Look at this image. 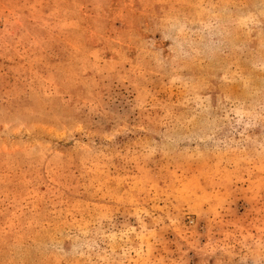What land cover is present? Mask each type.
<instances>
[{
	"label": "rangeland",
	"instance_id": "rangeland-1",
	"mask_svg": "<svg viewBox=\"0 0 264 264\" xmlns=\"http://www.w3.org/2000/svg\"><path fill=\"white\" fill-rule=\"evenodd\" d=\"M0 264H264V0H0Z\"/></svg>",
	"mask_w": 264,
	"mask_h": 264
}]
</instances>
